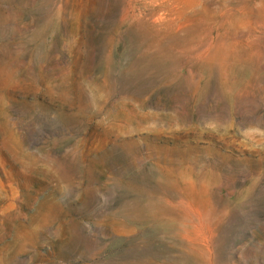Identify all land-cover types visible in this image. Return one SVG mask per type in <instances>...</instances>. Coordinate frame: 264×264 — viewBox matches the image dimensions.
<instances>
[{
	"label": "rangeland",
	"instance_id": "1",
	"mask_svg": "<svg viewBox=\"0 0 264 264\" xmlns=\"http://www.w3.org/2000/svg\"><path fill=\"white\" fill-rule=\"evenodd\" d=\"M0 264H264V0H0Z\"/></svg>",
	"mask_w": 264,
	"mask_h": 264
}]
</instances>
